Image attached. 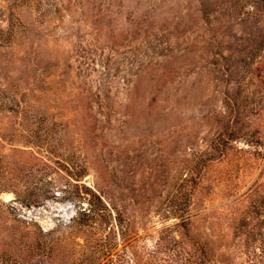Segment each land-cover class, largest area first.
<instances>
[{"label":"rangeland","instance_id":"374dc122","mask_svg":"<svg viewBox=\"0 0 264 264\" xmlns=\"http://www.w3.org/2000/svg\"><path fill=\"white\" fill-rule=\"evenodd\" d=\"M10 25L0 264H264V0H0Z\"/></svg>","mask_w":264,"mask_h":264},{"label":"trees","instance_id":"16d2710c","mask_svg":"<svg viewBox=\"0 0 264 264\" xmlns=\"http://www.w3.org/2000/svg\"><path fill=\"white\" fill-rule=\"evenodd\" d=\"M12 29H13V27L11 28V25H10L9 27H7L6 29L1 31V35H0L1 44L6 43V39L8 38V36L6 37L5 34L8 33V35H9L10 32H13ZM107 98H109V97H107ZM91 99H93V97H91ZM29 132H33V130H30ZM29 132H28V134L30 135ZM31 135H33V134H31ZM34 138H36V137L34 136ZM33 144H36V143L34 142ZM37 146L38 145H31L30 147H32V149H35V147H37ZM34 153H31V155L33 156ZM37 153L38 152H36V154ZM35 159H38V161L53 162L51 159H49L46 156H35ZM26 192H27L26 190L17 191L16 196L18 199H20L24 202H28L29 204H32L33 202H40L44 198H51V196H52V190L51 189H40V191L38 193L32 192L31 194H26ZM102 203H103V205H100ZM89 204H90L91 208L85 209L83 211L84 215L87 217L86 218L87 220L83 223L86 226H88L90 221H93V219H98L99 217H101L102 214H105L106 213L105 210L108 209L107 205L104 204L102 198L94 192H92V197L89 199Z\"/></svg>","mask_w":264,"mask_h":264}]
</instances>
